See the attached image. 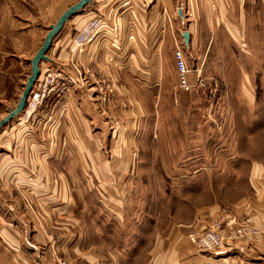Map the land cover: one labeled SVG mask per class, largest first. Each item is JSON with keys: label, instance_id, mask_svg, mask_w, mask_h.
<instances>
[{"label": "crops", "instance_id": "1", "mask_svg": "<svg viewBox=\"0 0 264 264\" xmlns=\"http://www.w3.org/2000/svg\"><path fill=\"white\" fill-rule=\"evenodd\" d=\"M79 1L0 0V100H15L21 89L17 69L31 63L51 26ZM130 1L93 0L74 15L54 39L39 78L55 71L70 81L69 91L53 104L54 97L45 101L36 116L37 133L22 124L17 136L7 132L8 125L0 131V264H55L54 253L43 248L50 232L65 240L68 259L129 264V253L121 257L110 246L114 236L102 231L97 214L82 218L86 194L100 198L115 214L106 220L122 226L138 158L136 137L142 123H163L172 101L175 49L202 67L210 54L228 55L227 48L255 58L253 35L264 32V0ZM96 17L104 21L99 38L75 49L73 38ZM106 85L114 89L107 103ZM112 123L123 126L112 129ZM254 192L244 215H229L236 223L222 227L219 253H198L188 239L181 242L182 235L172 244L171 232L154 235L150 259L142 264H264V181H257ZM245 222L252 232L240 237L236 229ZM91 239L105 243L90 249Z\"/></svg>", "mask_w": 264, "mask_h": 264}, {"label": "rangeland", "instance_id": "2", "mask_svg": "<svg viewBox=\"0 0 264 264\" xmlns=\"http://www.w3.org/2000/svg\"><path fill=\"white\" fill-rule=\"evenodd\" d=\"M253 37L257 44L255 58L239 53L236 48L225 49L228 55L224 57L210 54L203 67L200 60L191 62L185 58L189 68L201 71L208 81L207 90L201 92L203 96L200 92L186 93L179 89L173 55L169 70L172 101L167 102L163 123L141 124L136 137L135 172L129 177L130 206L122 226L108 222L106 218L115 214L104 209L95 194H86L85 204L80 207L82 218L87 220L97 214L102 231L114 236L108 241L110 246L121 257L129 253V264L148 262L154 235L167 237L172 232V244L181 235V242L188 239L193 244L191 236L211 228L212 223L215 226L221 221L222 231L234 219L229 215H244L245 204L254 197L257 181H264V32ZM31 66L23 63L22 69H17L16 80L21 89L14 103L0 100V121L17 107ZM41 82L36 83L28 101L40 93ZM69 83L61 81L66 85L61 92L49 95L31 114L22 112L6 125L7 132L17 136L18 125L22 124L21 127L37 133L41 123H37L36 116L45 101L50 97L54 99L49 104L60 100L69 91ZM212 89L218 92L211 93ZM122 126L112 123V129ZM12 127L17 128L11 130ZM80 178L85 182L88 177ZM95 205L101 208H94ZM28 207L35 210L31 205ZM88 225L92 236V227ZM201 225H205L204 230ZM49 234L48 246L43 248L54 253L55 264L63 261L89 264L82 258H66L62 250L65 240L61 235ZM104 243L91 239L90 249ZM193 245L198 253L220 252L203 251Z\"/></svg>", "mask_w": 264, "mask_h": 264}, {"label": "built area", "instance_id": "3", "mask_svg": "<svg viewBox=\"0 0 264 264\" xmlns=\"http://www.w3.org/2000/svg\"><path fill=\"white\" fill-rule=\"evenodd\" d=\"M130 0H124V5H129ZM104 27V21L101 17L91 19L86 25L79 31L73 38V46L75 49H84L87 45L94 43L99 38L102 28ZM174 61L179 77V89L186 93H201L207 90L208 81L203 76L201 71L192 70L187 65L184 51L181 48H176L174 51ZM40 81V80H38ZM42 82L40 83L39 91L33 96L32 101H28L24 113L31 114L35 111L38 105L42 104L44 100L52 93L61 92L65 88V84H61L63 78L61 74L55 71H47ZM114 89L110 85L102 90V99L104 102H110L113 98ZM221 222V221H220ZM218 222L214 227L207 230L198 232L191 236V241L195 246L203 251H215L224 247L225 239L220 230L222 223ZM236 220L231 219L229 224H235ZM252 232L247 226V222L238 226L236 234L240 237ZM255 233V232H253ZM60 264H73L70 262H60ZM228 264V263H222Z\"/></svg>", "mask_w": 264, "mask_h": 264}, {"label": "water", "instance_id": "4", "mask_svg": "<svg viewBox=\"0 0 264 264\" xmlns=\"http://www.w3.org/2000/svg\"><path fill=\"white\" fill-rule=\"evenodd\" d=\"M93 0H80L77 4L72 5L68 10H66L63 15L58 19L56 24L52 25L50 31L48 32L43 45L36 53L34 58L31 60V75L29 76L27 83L25 85V89L20 98V101L17 107L10 111L9 115L0 121V131L8 125L11 121H13L16 117H18L26 108L28 99L33 92L36 83L38 82L41 76L40 65L42 62L48 61V52L50 51L54 39L57 35L63 30L65 25L70 21V19L85 9ZM185 43L188 45L190 36L187 32L183 34Z\"/></svg>", "mask_w": 264, "mask_h": 264}]
</instances>
